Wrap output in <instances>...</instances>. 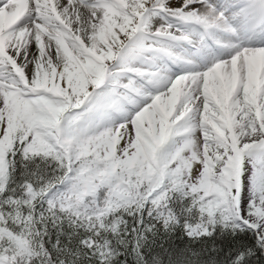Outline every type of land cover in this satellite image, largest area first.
Listing matches in <instances>:
<instances>
[{
    "label": "snow or ice",
    "instance_id": "6c2138e0",
    "mask_svg": "<svg viewBox=\"0 0 264 264\" xmlns=\"http://www.w3.org/2000/svg\"><path fill=\"white\" fill-rule=\"evenodd\" d=\"M0 264H264V0H0Z\"/></svg>",
    "mask_w": 264,
    "mask_h": 264
}]
</instances>
